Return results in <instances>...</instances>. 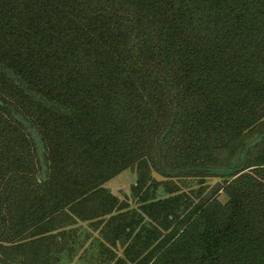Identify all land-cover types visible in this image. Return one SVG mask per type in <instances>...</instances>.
<instances>
[{
  "label": "trees",
  "instance_id": "16d2710c",
  "mask_svg": "<svg viewBox=\"0 0 264 264\" xmlns=\"http://www.w3.org/2000/svg\"><path fill=\"white\" fill-rule=\"evenodd\" d=\"M82 247L264 264V0H0V264Z\"/></svg>",
  "mask_w": 264,
  "mask_h": 264
},
{
  "label": "rangeland",
  "instance_id": "374dc122",
  "mask_svg": "<svg viewBox=\"0 0 264 264\" xmlns=\"http://www.w3.org/2000/svg\"><path fill=\"white\" fill-rule=\"evenodd\" d=\"M135 177L136 175H134V173L129 169L121 171L120 173L116 174L115 178L107 183V188H109V190L113 194H118L120 197H129L131 194L130 191L133 185L136 183ZM225 199L226 197L221 194L220 200L224 202ZM82 232L83 231H81V233ZM82 235L84 236L85 233H83ZM84 246L89 247L88 242H86ZM78 254L82 256L79 257ZM78 254H76L74 257L64 256L60 264H95L94 259L90 256L89 251H87L85 247H82V249L79 250Z\"/></svg>",
  "mask_w": 264,
  "mask_h": 264
}]
</instances>
